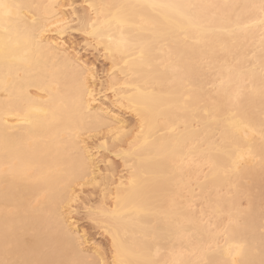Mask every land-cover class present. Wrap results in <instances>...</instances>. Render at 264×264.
I'll use <instances>...</instances> for the list:
<instances>
[{
	"label": "bare ground",
	"instance_id": "1",
	"mask_svg": "<svg viewBox=\"0 0 264 264\" xmlns=\"http://www.w3.org/2000/svg\"><path fill=\"white\" fill-rule=\"evenodd\" d=\"M88 1L110 6L91 16L105 35H119L113 18L122 17L128 22L125 32L139 45L135 59L127 63L117 55L114 64L109 56L115 71L104 87L107 91L108 84L113 83L122 88L120 95H134L146 106L145 133L136 154L127 158V167L122 161L126 174L115 178L117 172L112 165L107 194L96 188L101 200L95 208L119 214L116 223L125 236L127 259L132 264L145 260L154 264L255 260L259 264L264 259L261 0ZM15 2L37 6L23 10L29 24L33 16L52 18L68 11L67 5L72 4L67 0ZM49 5L64 7H45ZM172 5L196 7H165ZM57 23V19H51L52 25ZM46 35L67 45L63 36H56L55 29ZM49 43L56 47L55 40ZM68 50L74 56L79 53L69 45ZM252 52L253 61L249 62ZM22 53L21 47L11 55L19 58ZM11 55L6 60L0 54V252L6 230L11 236L32 231L43 235L50 228L55 230L56 217H49L48 212H55L72 196V189L66 190L65 185L78 166L81 150L86 144L96 147L87 132L79 130L77 135L72 68L54 63L57 57L48 58L47 54L46 63L39 65L12 61ZM77 58L97 74L94 64L80 55ZM206 67L218 71L220 80L216 75L210 80L217 81L214 91L207 88ZM98 80L97 75V94L101 90ZM138 89H155V94L141 97ZM30 109L32 123H22L20 118ZM117 111L132 115L135 123L127 119L125 122L138 130L133 112H128L127 107ZM206 111L226 118L235 111L246 117L252 131L249 139H241L238 155L243 159L235 165L217 150L231 131L227 120L217 123L205 116ZM122 148L128 150L127 141ZM101 160L97 174H108L109 167ZM85 179L91 186L90 177ZM197 197L203 204L200 215L193 208ZM40 209L48 211L40 215ZM205 213L216 220L204 221ZM222 217L228 222H220ZM163 249H168L167 255L160 253Z\"/></svg>",
	"mask_w": 264,
	"mask_h": 264
},
{
	"label": "snow or ice",
	"instance_id": "2",
	"mask_svg": "<svg viewBox=\"0 0 264 264\" xmlns=\"http://www.w3.org/2000/svg\"><path fill=\"white\" fill-rule=\"evenodd\" d=\"M29 6L15 2V0H0V54L5 59H9L11 53L16 49L23 48L22 55L17 58L11 55V60H20L21 63L37 64L42 61L46 63L45 54L48 58L57 57V61L66 67H71L74 76V115L79 130L88 133V139L96 144L95 149L92 144H86L79 155L78 166L75 167L68 178L65 189H72V196L67 198L61 208L55 212L49 211V217H56L57 227L53 231L51 228L47 233L41 235L37 231L11 236L6 230L3 237V248L0 252V264H132L127 259V245L125 236L122 235L121 227L116 223L119 214L116 210L111 213L101 211L100 208L89 206V201L84 199L83 189L88 185L86 177H90L91 186L101 190L105 195L108 191L109 176L115 157L117 160H124L127 167V158L136 154V149L140 145L145 128L148 123L146 115L147 108L142 105L134 95L122 96V88L109 83L107 91L105 90V81L101 79V90L99 94L94 90V82L97 74L87 64H81L78 60V53L74 56L68 50V45H63L62 41L56 40L53 36L46 35L55 29L56 36H64L66 33H80L83 39L84 48H96L100 51L103 48L104 58L112 57L113 63H116V56L127 63L128 60L135 59V52L139 45L134 37L125 32L124 26L128 23L122 17H114L118 36L113 34L105 35L97 27V20L92 19L88 10L97 12L106 5H95L88 3L81 5L84 9L82 16H76V4H68L63 13H57L52 18L57 19L56 25L51 24V19H38L32 17L31 24L28 23V16L23 14V10ZM45 7L63 8V5H49ZM155 7V6H153ZM173 8L196 7L190 6H165ZM210 7V6H209ZM253 7H256L255 5ZM262 15H264V0H261L258 6ZM70 17V18H69ZM111 24V22H109ZM264 23V21H262ZM23 26V27H22ZM55 40L56 47L49 43ZM106 41V42H105ZM75 51V44L72 45ZM144 52L140 49V57L143 58ZM28 58H31L29 60ZM115 68L113 69V72ZM109 80H111V74ZM141 97L155 94L152 92L137 90ZM110 93V95H109ZM51 99V98H49ZM133 112L138 121V130L136 127L129 128L125 122V114L117 109H125ZM30 112H26L21 118L22 123H32ZM54 115V114H53ZM206 117L220 123L227 120L228 128L224 141L217 149L226 157V161L235 165L238 159L243 156L241 152V139H249V133L252 131L246 122V117L235 111L229 114V117H223L212 112H205ZM207 123V122H206ZM261 151L264 152V118L261 120ZM134 133V135H133ZM127 141L128 150L124 151L122 145ZM107 154V155H105ZM251 150L249 149V155ZM103 160L106 161L109 172L106 174L101 171L97 174V167ZM114 183V177L112 179ZM123 183V182H121ZM75 185V188H73ZM80 189L81 191H77ZM81 205L83 206L81 208ZM43 215L46 209L38 210ZM75 217V219H74ZM81 221L78 225L77 221ZM89 224L93 226V231L87 230ZM81 227L85 231H81ZM96 230L100 231L104 237L110 238L111 246H107L103 241L95 238ZM127 229H124L126 232ZM262 245H264V235H262ZM264 255V248H262ZM137 264H154L152 261H138ZM222 264H229L228 261ZM231 264H257L255 260L238 262L233 260ZM264 264V259L259 261Z\"/></svg>",
	"mask_w": 264,
	"mask_h": 264
},
{
	"label": "rangeland",
	"instance_id": "3",
	"mask_svg": "<svg viewBox=\"0 0 264 264\" xmlns=\"http://www.w3.org/2000/svg\"><path fill=\"white\" fill-rule=\"evenodd\" d=\"M67 1L71 2L72 4H76L78 6L77 11L74 13V15H76V16H80L84 12V9L82 7H79V6L86 5L89 3L88 0H67ZM68 11H70V10H68ZM88 11H89V15L94 16V13L92 10H88ZM80 36H81L80 33H66L63 36V40L67 43V45H69L71 50H72V45L75 44V51L74 52H76V51L79 52L78 54L80 55V57H82V60H85L87 63H89L91 65L94 64L93 66H95V69L97 71V75L99 78V80H98L99 84L101 81L100 79H103L105 81V85H106V83L109 79L108 74H111L113 71L111 69V60L109 58L108 59L104 58L103 48H101L100 51H97L96 48H84V47H82V45L84 44V40L83 39H75V37H80ZM253 55H254V52H252L250 54L249 59L247 57L249 62H250V60L253 61V59H252ZM231 62H236V60L232 59ZM249 62H247V64ZM206 69H207V74H206L205 78L207 80H209L207 88L211 91H214L213 88H215V86H216L215 83H217V81L215 83H213L214 80H213V82L212 81L210 82V80H212L215 75H216L215 76L216 78L219 77V74H217L218 71L216 68H211V67H206ZM219 78H217V79H219ZM109 95H110V93H109ZM125 117L130 124L135 123V118L132 115H130L129 113H127V115L125 114ZM96 144H98V143H96ZM96 144H94V146H96ZM105 155H107V154H105ZM111 159L113 160V167L116 168L115 169V171L117 172L116 174H118V176L115 174V178H118L121 174L122 175L124 173L126 174V172H125L126 168L123 167V162H122L123 160H117L115 157H111ZM104 165L105 164H102V166H101L102 169L104 168L103 167ZM91 187L92 186H87L83 189V193H84L83 198L87 199L89 201L90 207L95 208L96 205L101 200V195H100V192L98 191L99 189L97 190L95 187H92V188ZM197 191L198 190H196L195 192H197ZM112 201H113L112 198L108 199L107 203L111 204ZM242 205L243 206L246 205L244 200L242 201ZM82 207L83 206L81 205V208ZM202 207H203L202 200L199 199L198 197L196 199H194V207L193 208L197 212L198 215H200L199 211ZM208 213H205V215H204L205 220L204 221L208 220V221L214 222L216 220V217L209 215ZM208 221H206V222H208ZM220 222L225 224L226 222H228V220L226 219V217H224V218L222 217V218H220ZM80 223H81V221L78 220L77 224L79 225ZM211 227H215V226L212 225ZM81 230H85V229L83 227H81ZM87 230H89L91 233V231H93V226L89 224V228ZM95 238L98 241H103L107 246H109V247L111 246L110 238L104 237L103 234L98 230H96V232H95ZM219 240L220 241L223 240L222 235L220 236ZM160 253L162 255H167L168 249H163L160 251ZM165 259H167V256H165ZM155 264H169V261H166V262L161 261V262L155 263Z\"/></svg>",
	"mask_w": 264,
	"mask_h": 264
}]
</instances>
